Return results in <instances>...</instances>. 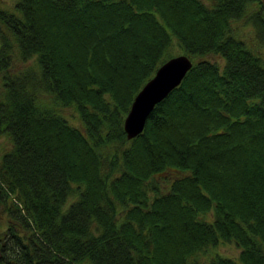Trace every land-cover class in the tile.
<instances>
[{
    "label": "trees",
    "instance_id": "trees-1",
    "mask_svg": "<svg viewBox=\"0 0 264 264\" xmlns=\"http://www.w3.org/2000/svg\"><path fill=\"white\" fill-rule=\"evenodd\" d=\"M243 17L263 42L261 0L0 6V264H264V54ZM174 43L193 67L128 139ZM226 242L238 258L202 260Z\"/></svg>",
    "mask_w": 264,
    "mask_h": 264
},
{
    "label": "water",
    "instance_id": "water-1",
    "mask_svg": "<svg viewBox=\"0 0 264 264\" xmlns=\"http://www.w3.org/2000/svg\"><path fill=\"white\" fill-rule=\"evenodd\" d=\"M193 64L190 56L179 54L170 57L159 66L153 77L136 94L124 120V130L128 139L143 133L155 107L182 83Z\"/></svg>",
    "mask_w": 264,
    "mask_h": 264
},
{
    "label": "rangeland",
    "instance_id": "rangeland-1",
    "mask_svg": "<svg viewBox=\"0 0 264 264\" xmlns=\"http://www.w3.org/2000/svg\"><path fill=\"white\" fill-rule=\"evenodd\" d=\"M18 0H0V4L6 5L5 7L13 9ZM264 6V0H261ZM213 3L207 2V5L212 6ZM250 10L258 9L260 4L258 2L250 4ZM233 27L235 29L236 36L240 39L246 41L247 45L253 49L255 52L264 54V41L258 40L257 29L252 20L247 17H243L239 20L233 21ZM173 54L179 55L182 54L181 48L177 43H174L172 46ZM31 62H28L30 64ZM21 64V63H20ZM22 65V64H21ZM17 69V68H16ZM62 114L67 117L73 124L76 126L81 125V121L78 119L77 112L73 107H66L62 110ZM11 138L8 134L0 132V160L2 155L8 151L11 146ZM215 252H220L224 255L233 256L238 258L240 255V248L233 242L221 243L217 247L211 249L206 255H203L202 260L206 261L210 255H213ZM82 264H91L90 262H84Z\"/></svg>",
    "mask_w": 264,
    "mask_h": 264
},
{
    "label": "flooded vegetation",
    "instance_id": "flooded-vegetation-1",
    "mask_svg": "<svg viewBox=\"0 0 264 264\" xmlns=\"http://www.w3.org/2000/svg\"><path fill=\"white\" fill-rule=\"evenodd\" d=\"M0 6H6V5L0 4Z\"/></svg>",
    "mask_w": 264,
    "mask_h": 264
}]
</instances>
